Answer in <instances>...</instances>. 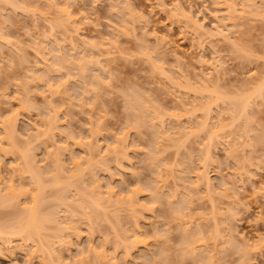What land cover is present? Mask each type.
<instances>
[{
  "label": "rangeland",
  "instance_id": "obj_1",
  "mask_svg": "<svg viewBox=\"0 0 264 264\" xmlns=\"http://www.w3.org/2000/svg\"><path fill=\"white\" fill-rule=\"evenodd\" d=\"M120 1H9L18 6L15 10L10 9L7 2V5L5 1L0 2V31L4 34L0 39V121L16 117L14 137L18 146L14 154L8 153L9 144L7 146L0 129V146L6 150V154L0 152V177L1 182H5L3 185L11 181L15 191L25 190L28 194L14 198L11 206L0 205L1 219L9 221L7 214H13V207L18 211L29 204L26 200L33 191L31 180L15 171V167L21 165V162L15 163L19 162L22 151L28 148L34 154L36 165L43 170L54 163L51 157L58 151L64 164L61 165L69 173H73L74 164L80 162L82 172L74 171V179L82 173V178L78 177L82 184L87 179L89 185L95 179L99 183L96 187L102 186L101 192L113 187L117 198H125L122 205L107 209L109 221L104 215L103 220L97 221V218L89 234L90 217H81L86 211L75 208V216L65 217L66 206L55 199L62 187L47 186V182L40 201L41 213L53 212L60 223H65L63 225L74 222L78 232L75 235L70 230L64 231L63 239L66 238L67 243L60 244L54 237L53 223H43L41 238L47 241L49 250L60 256L63 264H108V259L116 264H241L243 252L249 260L246 259L249 263L245 264H264V142L260 140L261 144L254 146L253 141L258 139L250 140L253 134L246 140L240 138L243 144L237 148L238 159H230L228 152L229 148H234L231 142L236 134L233 129L245 124V120L241 118L232 123L230 112L222 111L223 104L210 106L212 118L208 123L222 125L218 127L217 139L211 141L212 160H204L205 172L212 184L210 193L196 177L204 155L201 149L211 135L209 124L203 129L199 127L205 115L202 108L209 95L199 92L198 81L209 77V91L215 86L214 90L220 94L235 97L241 95L242 87L248 90L262 79L264 0H253L259 13L245 14L237 27H231L226 20L222 0ZM124 1L141 16L130 14ZM231 2L240 8L245 0ZM177 4L184 15L175 9ZM65 8L71 13L68 19L57 11ZM223 24L228 25L222 29L229 32L237 45L235 48L216 34ZM70 42L74 47L77 44L76 58L82 57L86 64L91 62L84 71L74 73L72 67L69 69L73 71L64 66L57 70L54 66L55 53L75 56ZM82 42L92 47H84ZM71 58L68 59L73 63L78 61ZM155 65H163L164 74ZM46 66H50L49 71ZM166 76L175 77L178 84L171 85ZM93 78H101L103 85L94 89ZM61 81L67 86L64 91L57 86ZM131 92L146 99L150 113L157 115L154 122L135 125L140 115L128 112L124 102L126 94ZM50 105L55 111H50ZM247 111L251 125L261 129L257 131H264L263 97L254 98ZM48 113L54 118L50 127L45 123L50 116ZM160 120L164 121L163 128L159 127ZM91 128L94 133L89 131ZM159 131L163 133L160 135ZM121 137L123 141L115 144ZM112 147L116 154L111 152ZM47 151L52 156L46 157ZM204 161L202 159V163ZM72 189L63 195L73 199L75 191ZM131 195L134 204H129L127 199ZM117 198L111 200L114 202ZM73 204L69 208L73 209ZM179 206L185 218L193 222L190 231L206 225L201 232L202 227L198 229L201 238L192 245L196 257L183 254L187 245L185 240L183 242V229L180 230L175 218ZM96 209L98 213L99 208ZM113 222H117L115 226ZM190 231L189 234L193 233ZM128 238H138L147 244H137L126 253V244L128 247L131 241L124 240ZM228 238L236 243H226ZM29 243L22 245L19 240H13L11 245L17 246L15 248L0 246V264H42L39 252L38 257L31 260L28 257L27 250L31 251L36 245ZM88 247L91 252L95 251L88 253ZM81 254L84 258L80 263L77 258ZM210 255H213L211 260ZM50 262L44 264H56Z\"/></svg>",
  "mask_w": 264,
  "mask_h": 264
},
{
  "label": "bare ground",
  "instance_id": "obj_2",
  "mask_svg": "<svg viewBox=\"0 0 264 264\" xmlns=\"http://www.w3.org/2000/svg\"><path fill=\"white\" fill-rule=\"evenodd\" d=\"M1 1H5V3L7 2L8 4H9V7H11L10 9H12V10H15V9H17V5H15L13 2H9V1H11V0H9V1H6V0H0V2ZM120 1V0H119ZM118 0H114V2L115 3H117V2H119ZM122 1V0H121ZM120 1V2H121ZM253 0H245V2H243V4L240 6V8H236V4L235 3H232L231 2V0H222V2H223V4L225 5V11H226V15H225V18H226V20H228L229 21V25L231 26V27H237V26H239V25H241V23L239 22V20L240 19H242L243 17H244V15L245 14H247V15H252V14H258L259 13V8L257 9L256 7H255V2H252ZM2 3V2H1ZM7 3L5 4V5H7ZM124 3V7H126L125 9H127V11L130 13V14H136V15H138L139 17L141 16V14H139V13H136L134 10V8H132V6L128 3V2H126L125 3V1L123 2ZM14 8V9H13ZM175 9L178 11V13L180 14V15H184V10L181 8V6H179L178 4L175 6ZM59 13H62V14H64L65 16H66V19H68V18H70V16H71V13H70V11L68 10V8H65V9H60V10H57ZM127 12V13H128ZM189 19L191 20V18L189 17ZM53 21H54V19H52ZM56 21H54V23H55ZM222 26V27H221ZM220 26V28H218L219 30H217V32H216V34L217 35H221V38L225 41V42H227L231 47H233V48H235V46H237L236 44H235V42L234 41H232L231 39V35L229 34V32H225L224 31V29H222L223 27H226V26H228V25H226V24H223V25H221ZM200 28H201V26H199ZM4 38V34H3V32H1L0 31V39H3ZM70 43H72V42H70ZM76 44V43H75ZM82 45L85 47H89L90 45H84L83 44V42H82ZM69 46H71L72 47V51L75 53V50H77V44H76V47H74V43H72L71 45H69ZM90 47H92V45L90 46ZM75 48V49H74ZM69 50H70V48H69ZM53 51V50H52ZM58 51V50H57ZM71 51V53L73 54V52ZM53 53H54V51H53ZM64 54V55H63ZM72 54H71V56H72ZM76 54L77 53H75V56H72L73 58L75 57L76 58ZM69 55V54H68ZM68 55H66L65 56V53H55V54H53V56L54 57H52V59L54 60V66H56L57 67V70H58V68H62L63 66V68H66V67H68L67 69L68 70H71V69H69V68H74L73 70H75V71H73V70H71V71H73L74 73H77L76 71H84V69H85V66H88L87 64H90L91 62H90V60L88 61V62H90V63H87L86 64V61L84 60V59H82V57H77L78 58V61L77 62H72L73 60H70V59H68V58H71L70 56L68 57ZM74 55V54H73ZM66 57H68V58H66ZM73 58H71V59H73ZM74 58V61H76V59ZM81 60H83L82 62H80ZM98 61V60H97ZM97 61H95V63H96V65H98L99 66V68L101 67V68H103V66L102 65H99V63L97 62ZM46 67H49V69H48V71L50 70V66H46ZM154 67H156L157 69H158V71L161 73V74H164L163 72H164V67H163V65H155ZM45 68V67H44ZM45 70H47V69H45ZM56 69H55V71H57ZM80 71V72H81ZM37 77V76H36ZM39 77V76H38ZM96 77V76H95ZM98 77V76H97ZM264 77V76H263ZM262 77V79L260 80L259 79V81H258V83H256V85H254V86H252L250 89H248V90H246L245 88H243L242 87V93H241V95H238V96H235V97H227V96H225V95H223V93L222 94H220V92H218V90H214V89H216V87L214 86V88L213 89H211L210 91H209V85H210V80H209V77H204L201 81H198V82H200V83H198V85H199V92H208V98L207 99H209V100H207L206 101V104L205 105H203V111L205 112V115H204V118H203V120H201L200 122H201V124H200V122H199V124H200V128L201 129H203L204 127H206V125L207 124H209L210 125V123H208L209 122V119H210V117L211 116H209L210 115V106H213V105H219V104H223L222 105V107L223 106H225V107H223L222 108V111H223V109L226 111V112H230L229 113V115L231 116L230 118L232 119L231 121H232V123H235V122H238L241 118L243 119V120H245V121H243V123L245 122V124H243V125H237L240 129H238L237 128V126H236V128H235V130L233 129V132H235L234 134H235V137L234 138H232L233 139V142H231L232 143V145H233V147L234 148H229V152H228V156H229V158L230 159H238V157H237V148H238V146L239 145H241V144H243V142H239V139L240 138H242L243 140L245 139H248L249 137H251L250 135H252V136H254V138H249L250 140H254L255 139V141H257L256 139H258V141L257 142H254L253 141V145L255 146V143L257 144V143H259V144H261L260 143V140H262V142H264V131L262 130V131H257V129L258 130H261V129H259V128H256V127H254L253 125H251V119L249 118V113H248V107H249V105H250V103L252 102V100L254 99V98H257V97H261V99H262V97H263V99H264V78ZM99 78V77H98ZM95 79L94 80V78L92 79L93 80V85H92V83H91V86L92 87H100V86H102L103 84V81H102V79L100 78V79ZM166 78L168 79V81L170 82V84L171 85H173V86H176L178 83H177V81H175L176 79H174L175 77H170V76H166ZM95 81V82H94ZM92 82V81H91ZM95 84V85H94ZM206 84H208L207 86H206ZM51 86L52 85H50V88H51ZM58 88H60V89H62L63 91L66 89V83L65 82H63V81H61V82H59L58 83ZM94 87V89H97V87L95 88ZM202 88V89H201ZM212 90H214V91H212ZM244 90H246L245 92H244ZM62 91V92H63ZM57 92V91H56ZM58 92H61V90L59 91L58 90ZM66 92V91H65ZM210 92H212V94L210 93ZM215 92H218V93H215ZM55 92H53V93H51V95H53ZM131 93H133V92H131ZM131 93L129 94H126V99L124 100V102H126V108H127V110H128V112H137L136 113V115L138 114V115H140V117L139 118H136V120H135V125L136 126H139L140 124V126H142V125H144V124H146V122L148 121L149 123H150V121H152V122H154L153 121V119H157V118H155L156 116H154L153 114H151L150 112H152V111H149V109H148V107H147V105H146V99L145 98H143V96L141 97V95H139V94H137L136 92H134L133 93V95H131ZM139 95V96H137V95ZM210 95H213V96H211V98H210ZM213 97V98H212ZM260 99V98H259ZM219 102V103H218ZM228 110V111H227ZM50 111H55V108L52 106V105H50ZM48 114H50V113H48ZM128 114V113H127ZM218 115H220V114H218ZM128 117H129V114H128ZM15 116H11V117H9V118H6L5 120H1L0 121V129H2V132H1V134L3 133V137L5 138V141H6V144H7V146H8V144H9V150H7V152L8 153H13L14 154V152H15V150L17 149V145H15V142H16V139H15V137H14V135H15ZM212 118V117H211ZM129 120H130V117L128 118ZM217 119H219V118H217ZM211 120V119H210ZM53 121H54V118H53V116L50 114V116H49V118L47 119V121L45 122V123H47V125H48V127H50L52 124H53ZM131 121V120H130ZM161 121V124L159 123ZM158 123H159V127H161V125L164 123V121L163 120H160ZM145 122V123H144ZM147 122V123H148ZM253 122V121H252ZM130 123V126L133 124L132 122H129ZM144 123V124H143ZM157 123V124H158ZM213 123V126L212 125H210L209 126V130H208V132H209V137H208V142H206L205 144H204V146L202 147V149H201V154L204 152V155L202 156L203 158H201V160H200V162H201V165L199 166V172L198 173H196V177H197V179L202 183V185H204V188H205V190L207 191V192H211V189H212V187H211V182H210V179H209V177H208V175H207V173L205 172V166L204 165H206L205 164V161L206 160H212V157H213V153H212V151H210V147H212L211 145H213L212 143H211V141L213 140V141H215L216 139H217V135H218V131H219V129H218V127L219 128H221L222 127V125L218 122V124L217 123H214V122H212ZM134 125V124H133ZM132 125V128L134 127L135 129H136V127L135 126H133ZM164 125V124H163ZM177 125H179L178 123H177ZM218 125V126H217ZM2 126V127H1ZM180 126V125H179ZM178 126V127H179ZM243 126V127H242ZM254 128H253V127ZM210 127H211V133H210ZM214 127V128H213ZM161 128H163V126L161 127ZM172 128V127H171ZM180 128V130L182 131V127H179ZM212 128H213V130L215 129V131H213L212 130ZM217 128V129H216ZM238 131H237V130ZM90 132H92V133H94V131H93V129L91 128L90 130H89ZM165 132V131H164ZM178 132L180 133V134H182L179 130H178ZM217 132V133H216ZM254 132V133H253ZM259 132V133H258ZM159 133H160V135H161V133H163V132H160L159 131ZM158 133V134H159ZM261 133V134H260ZM255 134V135H254ZM257 134V135H256ZM90 135H91V133H90ZM215 137H216V139H215ZM259 137V138H258ZM123 139L124 138H119V139H116L117 141L115 142L114 141V143L115 144H120V142H122L123 141ZM215 139V140H214ZM29 141L31 140V137H30V139H28ZM0 141H1V139H0ZM212 141V142H213ZM17 143V142H16ZM209 143V145H206V144H208ZM115 144H113L115 147H117ZM251 144V145H252ZM206 146V147H205ZM253 146V147H254ZM115 147H112V148H110V150H111V152L112 153H115L116 154V150H115ZM13 149H14V151H13ZM22 149H24V148H22ZM21 149V150H22ZM30 149V148H29ZM59 149V148H58ZM89 149V148H88ZM87 149V151L89 152L90 150H88ZM21 150H20V152H21ZM109 150V151H110ZM3 151V152H2ZM32 151V150H31ZM0 152L2 153V154H4V152H5V154H6V150H4L1 146H0ZM33 152V151H32ZM10 153V154H11ZM50 152L49 151H47V154H46V157H49V156H52L51 154L52 153H50V155H48ZM55 152H53V154H54ZM56 154V155H55ZM54 155H53V157H51V158H53V159H51V161L52 160H54V161H52V162H54L53 164H51L52 162H50V164L51 165H49L50 167H48V169L46 168V169H44L43 170V167H42V169H41V167L40 166H38V165H36V160L33 158V153H30V150H28V148L26 149H24V151H22V154L21 155H19V157L22 159H20V158H18L17 159V161L19 160V162H16V157L14 158V162H16L15 164H17V163H20L21 165H17L16 167H15V164H14V167L16 168L15 169V171L18 173V175H20L21 176V174H22V177H24V176H28L27 178L28 179H30L31 181H29V182H31V186L33 187V191H32V193H31V195H30V197H29V199H27L26 201H28L29 202V204L27 203V204H25L26 206H23L22 208H20L19 210H21V211H17V209L15 208V207H13L14 205L12 204V207L14 208V210L12 211V213L13 214H11V212H10V214H7V216H9L10 215V222L9 221H5V220H2L1 219V217L3 216V213L2 212H0V246H2V247H5V248H15V247H17V246H12L11 245V243H12V241L13 240H19V242H20V244H21V242H22V245H26L28 242H30V243H33V244H35L36 243V245H35V247L34 248H37V249H32L31 251H29V250H27L28 251V253H27V255H28V257L30 258V260L32 259V258H34V257H38L37 255H36V253L37 252H39L40 254H42V255H40V257H41V263L42 264H44V263H48V262H50V261H54V262H56V264H63V261H62V259L60 258V256L59 255H57V254H55L54 253V251L53 250H49V246H48V244H47V241L44 239L43 240V238H41V230L43 229V223L44 222H48V223H53V225L55 226L54 227V234H55V239L57 240V242L58 243H67V242H64V241H66L65 239H63L64 238V231L66 232L67 230H70V231H72L73 232V234H77L78 232H77V230H76V227H75V225L74 224H72V223H74V222H71L70 221V223H69V221H68V224L70 225V224H72V225H67V222H66V225H63V224H65L64 222L61 224L59 221V219L56 217V215L53 213V212H48L47 213V215L46 214H43V213H41V208H40V201L42 200V195H43V190H44V188L46 187V185H47V182L49 183L47 186H54V187H56L57 189H60V187H62L60 190L61 191H59L60 192V194H57V193H59V192H57L55 195H59L58 197H56L55 196V199H57L56 201H59L60 202V204L62 203V205H64V206H66V209L67 210H65L64 212L67 214V216H65V217H73V216H75L74 214H75V212H76V210H75V212H74V209L76 208V209H80V210H83V211H86V212H84L83 213V215L81 214V217L83 218V216H89L90 217V220H89V217H84V219H88L89 221H91V223L92 224H90V227L92 226V225H94L95 224V220L97 219V221L99 220V218L101 219V217L104 215V217H106V215H108L109 213H110V211L109 210H107L109 207H111V206H117L118 204L119 205H122L123 204V199H125V198H117L116 197V195L115 194H113V192H114V189H112L113 187L112 186H110L109 184H110V182H108V186H110V187H112L111 189H108L107 191H105L106 192V194H105V192H101V188L100 187H102L101 185H100V187H96V186H99V183H98V181H96L93 177V179L94 180H92V179H89L90 181L92 180V182L93 183H96L97 182V184L95 185V184H93L92 182H91V184H86V181H88L87 179L84 181V183L85 184H82L83 182H82V176H80V174L82 175V173H79L78 174V172H82V170L79 168V165H80V162H76V161H73V162H76L75 164H74V166H75V170L74 171H78V169H80L78 172H77V178H75L74 179V177H75V172L73 171V173L72 172H68L67 171V169L65 168V166H62V165H64L63 163H62V160L60 161V156H59V153H58V151H56V153H55ZM201 154H200V156H201ZM59 156V157H58ZM199 156V157H200ZM191 159H192V156H191ZM202 159H203V163H202ZM34 160H35V162H34ZM61 162V163H60ZM60 163V164H59ZM62 164V165H61ZM160 165V164H159ZM13 166H12V171H14V168ZM78 167V168H77ZM65 170L67 171V173H65ZM183 172V171H182ZM240 174H242V173H240ZM240 174H238L239 176H241ZM243 175V174H242ZM78 177H81V178H79L78 179ZM91 177V176H90ZM242 177V176H241ZM240 177V178H241ZM2 179L3 178H1L0 177V205H6V206H11V203L14 201V198H17L18 196H22V195H28L27 194V192L25 191V190H18V191H15V189H14V187L12 186L13 185V183L10 181V184H4V185H6V187L3 185V183H5V182H1L2 181ZM65 179V180H64ZM73 179V180H72ZM11 180H13L12 178H11ZM47 180V181H46ZM76 180H78V181H76ZM81 180V181H80ZM4 181V180H3ZM96 181V182H95ZM82 182V183H81ZM89 182V181H88ZM74 183V184H73ZM77 183V184H76ZM78 183H80V184H78ZM90 183V182H89ZM112 183V182H111ZM82 184V186L84 185L85 187L84 188H82L80 185ZM75 185V186H74ZM95 185V186H94ZM106 185V186H107ZM112 185V184H111ZM222 185H226V183H224L223 182V184ZM4 186V187H3ZM58 186V187H57ZM60 186V187H59ZM73 186V187H72ZM93 186V187H92ZM108 186H107V188H108ZM223 186V187H224ZM53 187V188H54ZM73 188L74 189V193H75V195H76V197H75V195H74V193L72 194L74 197H73V199H74V201H73V199L72 198H68V197H66V196H64L63 194H66V191L67 190H71V188ZM91 187V188H90ZM109 187V188H110ZM52 188V187H51ZM67 188H69V189H67ZM93 188V189H92ZM97 188V190H95ZM72 189V190H73ZM100 191H99V190ZM224 189H226V188H224ZM63 190H64V192H63ZM105 190H106V188H105ZM93 191H97V192H95V193H93ZM99 191V192H98ZM18 192V193H17ZM73 192V191H72ZM103 193L104 194V196L105 197H103V194H101V193ZM99 193H100V195H99ZM115 193V192H114ZM113 195H114V197L115 198H117L116 199V201H112V200H115V198L113 197ZM175 195H172L171 197H174ZM41 197V198H40ZM77 198V199H76ZM68 199H71V200H69V201H71V203L73 204H76V205H74L73 204V206H74V208L73 209H71V208H69V207H72V204L69 202L68 203ZM112 199V200H111ZM127 199H129V204H134V199H133V196L131 195V196H129ZM13 200V201H12ZM75 200H77V201H75ZM10 201H12V202H10ZM67 201V202H66ZM73 201V202H72ZM103 201H105L104 203L105 204H103V205H106V204H108V205H106L105 206V208H104V206L102 205L101 206V204H102V202ZM133 201V202H132ZM154 201V199L152 200V202ZM66 203V204H65ZM8 204V205H7ZM67 204H69V205H67ZM102 208H101V207ZM133 206V205H132ZM183 206H184V204H183ZM107 207V208H106ZM182 207V206H181ZM180 206L178 207V209L176 210V211H178L180 208H181ZM96 208H99V212L97 213V209ZM103 208L105 209V210H103ZM85 209V210H84ZM87 209V210H86ZM93 209H95V210H93ZM100 209H102L103 210V212H101V210ZM91 210V211H90ZM106 210H107V212H106ZM181 210V209H180ZM180 210L175 214L176 215V219L178 220V227L180 228V230H181V228L183 229V230H181V234H182V238H183V242H184V240H185V242H186V252L187 253H185V251H184V255H189V256H193V257H196V254L195 253H197L196 251H194L195 249H194V247L192 246L193 245V243H195L196 242V239L197 240H199V238H201L200 236H201V234H200V232L202 231V229H204V227L206 226V225H199V227H196V228H193L194 230L193 231H190L191 229H190V226H191V224H193V222L189 219H186L185 218V214L184 213H182V212H180ZM89 211V212H88ZM93 211V212H92ZM109 211V212H108ZM18 212V213H17ZM91 212V213H90ZM101 212V214H99ZM52 213V214H51ZM69 213V214H68ZM86 213V214H85ZM90 213V214H89ZM182 213V214H181ZM65 214V215H66ZM88 214V215H87ZM181 214V215H180ZM184 214V215H183ZM6 215V214H5ZM101 215V216H100ZM110 215V214H109ZM178 215H180V216H178ZM108 217V216H107ZM106 217V220H108V218ZM110 217V216H109ZM182 217V218H181ZM184 217V218H183ZM12 218V219H11ZM182 220H181V219ZM59 221H58V220ZM105 219V218H104ZM110 219V218H109ZM117 219V218H116ZM179 219H180V221H179ZM185 221H184V220ZM12 220V221H11ZM101 220H103V218L101 219ZM62 221V220H61ZM109 221V220H108ZM182 221V222H181ZM191 221V222H190ZM118 222V221H117ZM117 222H113V224H114V226L116 225V223ZM181 222V223H180ZM94 223V224H93ZM119 223V222H118ZM191 223V224H190ZM89 227V228H90ZM93 227V226H92ZM92 227L89 229V234H92L91 232H93L92 230ZM192 227V226H191ZM200 227H202L201 228V230H199L198 231V229H200ZM178 228V229H179ZM190 229V230H189ZM195 230H197V231H195ZM55 231H56V233H55ZM188 231H190V232H193V233H188ZM196 232V233H195ZM186 234V235H185ZM196 234H200L199 236L198 235H196ZM185 235V236H184ZM188 235H190V236H188ZM190 239V241H189V239ZM231 239H233L232 237H230ZM130 238H128V239H125L124 241H127V240H129ZM132 239V238H131ZM130 239V241L131 242H129L128 244V247H127V244H126V253L128 252V249H130V248H134L137 244H143V245H145L146 246V241H143V240H141V239H138V238H133L132 240ZM123 241V242H124ZM230 241V243L229 244H231V242L233 243H236L234 240L232 241V240H229V238H228V240L226 241L225 240V242L226 243H228ZM224 242V243H225ZM29 243V244H30ZM22 245H20L21 247H22ZM233 245V244H232ZM20 246H18V247H20ZM34 246V245H33ZM91 247V246H90ZM90 247H88L89 248V250L88 251H90V252H88V253H92V252H94L95 250L93 249L92 250V252H91V248ZM87 248V249H88ZM23 250V249H22ZM162 250V249H161ZM87 251V250H86ZM162 252H165L164 251V249L162 250ZM79 253H82V251L81 252H79ZM83 253H86L85 251H83ZM94 254V257H96V252L95 253H93ZM191 254H193V255H191ZM82 256H80V255H76L77 257H79V258H77V260H78V262H82V258H84L83 257V254H81ZM43 256H45V257H43ZM99 256H101V254L100 255H98V257ZM163 257H164V259H165V257L166 256H164V254L162 255ZM47 257V258H46ZM163 257H162V259H163ZM209 257V256H208ZM211 257V258H210ZM210 259L209 260H211V259H213V255L211 256L210 255ZM241 259H242V261H241V264H245V263H249V262H246L248 259L246 258V254L243 252L242 253V255H241ZM45 258L47 259V261L45 260ZM49 259V260H48ZM247 259V260H246ZM108 264H116V262L113 260V259H108ZM249 261V260H248ZM50 263H52V262H50Z\"/></svg>",
  "mask_w": 264,
  "mask_h": 264
}]
</instances>
